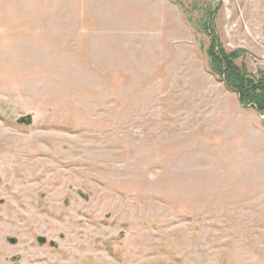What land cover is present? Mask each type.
<instances>
[{"label":"rangeland","instance_id":"374dc122","mask_svg":"<svg viewBox=\"0 0 264 264\" xmlns=\"http://www.w3.org/2000/svg\"><path fill=\"white\" fill-rule=\"evenodd\" d=\"M212 38L257 79L264 0H0V264H264V111Z\"/></svg>","mask_w":264,"mask_h":264},{"label":"trees","instance_id":"16d2710c","mask_svg":"<svg viewBox=\"0 0 264 264\" xmlns=\"http://www.w3.org/2000/svg\"><path fill=\"white\" fill-rule=\"evenodd\" d=\"M210 19L213 15H209ZM212 23V22H211ZM216 39H211L208 55L215 75L222 78L224 86L237 94L243 107H254L258 112L264 111V73L257 72V79L247 73L244 66H236L234 62L242 56V51L225 53Z\"/></svg>","mask_w":264,"mask_h":264},{"label":"water","instance_id":"95a60500","mask_svg":"<svg viewBox=\"0 0 264 264\" xmlns=\"http://www.w3.org/2000/svg\"><path fill=\"white\" fill-rule=\"evenodd\" d=\"M18 122H19V123L30 124V123H31V120H30V117H23V118H21ZM8 241H9V243H11V244H14V243H15V240H13V239H9ZM37 242L40 243V244H44V243H45V239H43V238H38V239H37Z\"/></svg>","mask_w":264,"mask_h":264}]
</instances>
